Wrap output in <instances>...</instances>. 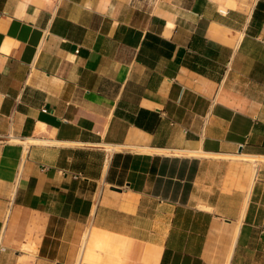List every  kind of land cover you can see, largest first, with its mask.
I'll list each match as a JSON object with an SVG mask.
<instances>
[{
	"label": "crops",
	"instance_id": "crops-1",
	"mask_svg": "<svg viewBox=\"0 0 264 264\" xmlns=\"http://www.w3.org/2000/svg\"><path fill=\"white\" fill-rule=\"evenodd\" d=\"M240 153L264 0H0V264H264Z\"/></svg>",
	"mask_w": 264,
	"mask_h": 264
},
{
	"label": "bare ground",
	"instance_id": "bare-ground-1",
	"mask_svg": "<svg viewBox=\"0 0 264 264\" xmlns=\"http://www.w3.org/2000/svg\"><path fill=\"white\" fill-rule=\"evenodd\" d=\"M177 153H180V152H177ZM183 154V153H182ZM187 154L188 155H191V156H194V155H197L196 153H189V152H187ZM200 154V153H199ZM176 155H178V154H176ZM180 155V154H179ZM201 155V154H200ZM238 157H240L239 159H243V160H247V161H252V162H255V163H259V161H264V159L263 160H260V159H258V158H256V157H253V156H247V155H243V154H239V156ZM237 158V157H236ZM257 170V169H256ZM257 176H258V172L257 171H255V173L253 174V180H252V182H251V188L249 189V191H248V195H247V199H246V202H245V210H246V207H247V204H248V201H249V198H250V194H251V191H252V187H253V185H254V182L256 181V179H257ZM244 210V211H245ZM244 213V212H243ZM244 217V216H243Z\"/></svg>",
	"mask_w": 264,
	"mask_h": 264
},
{
	"label": "rangeland",
	"instance_id": "rangeland-1",
	"mask_svg": "<svg viewBox=\"0 0 264 264\" xmlns=\"http://www.w3.org/2000/svg\"><path fill=\"white\" fill-rule=\"evenodd\" d=\"M237 156H234L233 157V159H235V160H238V161H242L241 159H239L238 157L236 158ZM255 163V162H254ZM259 163H263V161H259ZM257 164V163H256ZM253 169H254V167H252ZM257 169H258V166H257ZM252 173H253V171H252ZM252 180H253V178H252Z\"/></svg>",
	"mask_w": 264,
	"mask_h": 264
},
{
	"label": "built area",
	"instance_id": "built-area-1",
	"mask_svg": "<svg viewBox=\"0 0 264 264\" xmlns=\"http://www.w3.org/2000/svg\"><path fill=\"white\" fill-rule=\"evenodd\" d=\"M2 250H4V247H2Z\"/></svg>",
	"mask_w": 264,
	"mask_h": 264
}]
</instances>
